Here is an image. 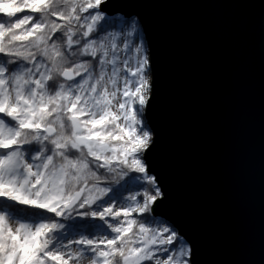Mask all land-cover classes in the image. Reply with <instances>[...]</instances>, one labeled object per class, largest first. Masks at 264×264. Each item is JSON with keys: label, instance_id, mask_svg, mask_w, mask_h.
Masks as SVG:
<instances>
[{"label": "snow or ice", "instance_id": "obj_1", "mask_svg": "<svg viewBox=\"0 0 264 264\" xmlns=\"http://www.w3.org/2000/svg\"><path fill=\"white\" fill-rule=\"evenodd\" d=\"M106 3L0 0V264H193L154 215L149 52Z\"/></svg>", "mask_w": 264, "mask_h": 264}, {"label": "water", "instance_id": "obj_2", "mask_svg": "<svg viewBox=\"0 0 264 264\" xmlns=\"http://www.w3.org/2000/svg\"><path fill=\"white\" fill-rule=\"evenodd\" d=\"M150 56L154 215L193 264H264V0H107Z\"/></svg>", "mask_w": 264, "mask_h": 264}, {"label": "rangeland", "instance_id": "obj_3", "mask_svg": "<svg viewBox=\"0 0 264 264\" xmlns=\"http://www.w3.org/2000/svg\"><path fill=\"white\" fill-rule=\"evenodd\" d=\"M116 14H118V13H115L114 15H116ZM120 15H122V14H120ZM131 17H134V16H131ZM135 18V17H134ZM263 22H264V18H263ZM138 26H139V24H138ZM139 28H140V26H139ZM140 31H141V29H140ZM143 39V38H142ZM144 41V40H143ZM140 42V40H138L137 41V43H139ZM144 44H145V42H143ZM145 48H146V46H145Z\"/></svg>", "mask_w": 264, "mask_h": 264}, {"label": "trees", "instance_id": "obj_4", "mask_svg": "<svg viewBox=\"0 0 264 264\" xmlns=\"http://www.w3.org/2000/svg\"><path fill=\"white\" fill-rule=\"evenodd\" d=\"M27 11V10H26ZM114 14H112V15H109V16H113ZM0 16H2V14H0ZM4 19H7V18H4Z\"/></svg>", "mask_w": 264, "mask_h": 264}]
</instances>
